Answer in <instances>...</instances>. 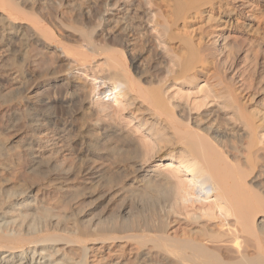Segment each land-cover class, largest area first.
Masks as SVG:
<instances>
[{"label": "bare ground", "instance_id": "6f19581e", "mask_svg": "<svg viewBox=\"0 0 264 264\" xmlns=\"http://www.w3.org/2000/svg\"><path fill=\"white\" fill-rule=\"evenodd\" d=\"M0 264H264V0H0Z\"/></svg>", "mask_w": 264, "mask_h": 264}, {"label": "rangeland", "instance_id": "374dc122", "mask_svg": "<svg viewBox=\"0 0 264 264\" xmlns=\"http://www.w3.org/2000/svg\"><path fill=\"white\" fill-rule=\"evenodd\" d=\"M59 101H61V100H59ZM56 103H58V100H56Z\"/></svg>", "mask_w": 264, "mask_h": 264}]
</instances>
